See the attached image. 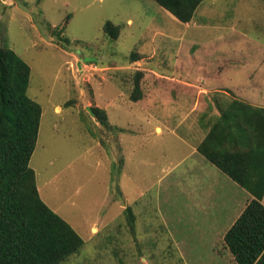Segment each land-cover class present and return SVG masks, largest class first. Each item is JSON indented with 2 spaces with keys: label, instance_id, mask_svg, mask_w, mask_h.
<instances>
[{
  "label": "rangeland",
  "instance_id": "obj_1",
  "mask_svg": "<svg viewBox=\"0 0 264 264\" xmlns=\"http://www.w3.org/2000/svg\"><path fill=\"white\" fill-rule=\"evenodd\" d=\"M0 46L29 64L42 107L40 197L84 240L61 264H236L195 173L178 180L200 169L187 148L200 118L229 101L193 87L264 76L262 0H205L190 24L154 0H0Z\"/></svg>",
  "mask_w": 264,
  "mask_h": 264
},
{
  "label": "trees",
  "instance_id": "obj_2",
  "mask_svg": "<svg viewBox=\"0 0 264 264\" xmlns=\"http://www.w3.org/2000/svg\"><path fill=\"white\" fill-rule=\"evenodd\" d=\"M154 1L174 19L188 24L205 0ZM104 30L115 39L120 32L111 22L105 24ZM140 59L135 52L131 56L133 62ZM142 74L137 72V82ZM30 77L29 64L14 50L0 46V264H61L82 248L84 240L39 194L31 159L43 112L41 105L28 95ZM140 98L133 96L132 100L137 102ZM226 120H233L238 128L245 126L241 134L239 129L237 134L223 136L250 139L251 152L258 155L250 167L253 172L248 173V168L238 164L239 151L231 153L225 145L217 148L216 129L218 125L225 129ZM198 150L253 196L224 240L236 264H264V108L235 100ZM128 210L134 220L135 213Z\"/></svg>",
  "mask_w": 264,
  "mask_h": 264
},
{
  "label": "crops",
  "instance_id": "obj_3",
  "mask_svg": "<svg viewBox=\"0 0 264 264\" xmlns=\"http://www.w3.org/2000/svg\"><path fill=\"white\" fill-rule=\"evenodd\" d=\"M260 68L263 70L264 64H262ZM254 77V75H249L248 82L245 86H237L233 88H230L229 86L225 87L223 83L218 81H212L210 84L207 81L204 88H202L201 85L193 87L197 93L199 92L200 94H227L229 101L226 100L227 102L223 106H220V114H217V117L206 118L207 113H204L200 118L197 127L200 129L199 131L201 132V135L195 144L187 146L190 156L196 158L200 172L197 171V168L193 169L192 167H186L181 175H179L178 183L181 184V181L188 180V178L195 173L191 181L198 182V190L201 193V197H199L200 201L198 200V202H201L199 207L203 210L202 212L204 215L209 216L207 227L209 229L211 228L214 234H218V224L221 220L225 219L224 224L219 226L222 227L220 230L223 232V238L230 227L249 205L253 196L244 187L238 184L237 181L233 180L217 168V166L209 162L204 155L199 152L198 147L205 140L206 135L211 131L213 126L216 123H219V119L223 112L229 109L235 100L247 103L253 107L264 108V76H262L261 73H258L257 79ZM209 99L212 100L214 98L209 97ZM204 107L205 105L202 106V108ZM211 108V103H209L208 110H211ZM234 124L235 122L233 123V120H230L229 123L226 120V123H224L225 129L218 125V128L216 127V136L214 137L216 140H214V142L217 145V148L225 145L226 149L230 150L231 153L239 151L240 154L236 157V160L239 161L238 164L243 169L248 168L246 170L248 173L253 172L250 170V167L254 166L257 161L255 156L258 155L255 153L254 155L252 154L253 152H251L253 143L251 142L249 144L250 139H241L234 136L236 139L233 140L230 137H225L230 136L229 134L232 132H236V134L239 133V129L240 134L244 131L245 126L242 125L241 128H238L235 126L236 124ZM209 126L210 128L208 129ZM224 134L225 136H223ZM185 144L187 145L186 142ZM212 145L213 142L210 143V146ZM184 161L185 158L183 159V162ZM243 169L241 170L243 171ZM39 191L41 190L39 189ZM262 203L264 204V197ZM232 216L233 219H231ZM229 220H231V222H229Z\"/></svg>",
  "mask_w": 264,
  "mask_h": 264
}]
</instances>
